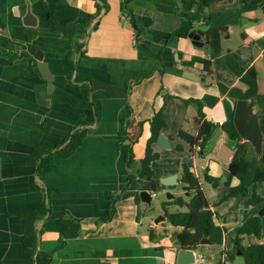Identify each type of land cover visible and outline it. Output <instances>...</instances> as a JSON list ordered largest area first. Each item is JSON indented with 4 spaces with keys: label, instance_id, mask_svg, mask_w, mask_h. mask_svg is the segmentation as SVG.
I'll use <instances>...</instances> for the list:
<instances>
[{
    "label": "crops",
    "instance_id": "1",
    "mask_svg": "<svg viewBox=\"0 0 264 264\" xmlns=\"http://www.w3.org/2000/svg\"><path fill=\"white\" fill-rule=\"evenodd\" d=\"M44 2L56 27L68 31L98 13L96 0ZM101 2L109 9H102L92 21L83 41V57L79 58L78 54L68 57L74 51L71 38L47 23L43 0H0V264H35L23 238L42 225L33 216L18 218L14 214L42 207L44 187L51 191L52 213L43 227L41 249L54 252L50 264L178 263L181 249L174 244L180 230L172 235L157 234L164 221L152 222L148 232L142 229L148 204L141 200V193H150L151 204L157 197H153L155 191L148 178L128 184L120 131L122 120L130 115L127 134L134 142L139 167L151 136L149 120L163 110L167 128L162 134L172 148L155 145L161 158L152 165L157 196L170 188L162 185L161 179L177 175V185L181 184L183 164L195 170L206 194L207 183L202 177L206 170L214 177L226 176L232 157L228 162L224 159L238 144L221 124L233 119L236 102L222 94L216 84L246 87L219 60L213 61L214 74L205 82L200 62L187 65L211 57L202 35L207 30L204 17L210 18L211 28L227 30L220 55L230 53L245 69L254 67L259 92L264 94V0H215L196 23L176 12L175 0H130L129 8L151 52L137 43L135 31L122 15L123 0ZM246 6L254 8L245 10ZM29 11L36 22L27 18ZM193 33L201 36L202 46L193 44L189 37ZM38 57L49 69L52 82L42 77ZM75 76L92 81L101 113L96 123L88 91L76 87ZM187 99L200 100L206 118L217 124L201 158L207 162L205 168L178 137L184 121L187 119L190 128L196 115L193 106H186ZM85 124L90 129L81 146L67 159L57 157V170L43 183L37 177L34 147L62 144ZM231 185H238V181L233 179ZM208 189L216 223L227 228L228 237L223 245H208L197 253L206 257V264H219L223 251L233 253L232 240L246 215H259L262 206H249L252 191L247 197L221 201L230 187L213 189L210 185ZM258 193L264 198V182L258 184ZM116 197L113 219L100 223L109 217L111 199ZM65 214L64 228L60 219ZM240 239L242 245L264 241L254 235Z\"/></svg>",
    "mask_w": 264,
    "mask_h": 264
},
{
    "label": "trees",
    "instance_id": "2",
    "mask_svg": "<svg viewBox=\"0 0 264 264\" xmlns=\"http://www.w3.org/2000/svg\"><path fill=\"white\" fill-rule=\"evenodd\" d=\"M215 0H175L174 6L178 14L187 13V18L193 23L198 22V16L205 14L212 3ZM98 13L93 16H89L79 22L72 30L68 31L62 28L56 27V22L52 18L46 3L43 0L44 17L47 23L54 29L69 35L72 41L73 52L68 57H73L75 54L83 57L84 40L88 35L89 27L96 17L99 15L102 9L108 10L109 6L106 3H102L101 0H96ZM130 0H123L121 5V11L123 17L129 21L131 27L135 31V38L137 43L143 46L146 50L151 52L150 43L142 38V30L138 26L135 13L129 8ZM252 6H246L245 10L253 9ZM209 17H204L202 23L207 30L202 34L206 45L209 46L211 51V57L209 59L193 60L188 62L187 65H193L195 62L202 64V70L204 75L202 81L205 82L206 78L212 77L214 74L213 61L219 60L224 63L234 74H236L240 82L246 89L241 87H232L217 83L216 86L222 94L228 95L238 100H254L257 104L258 110L261 114L260 127L263 134V151L259 156L255 148L250 142L244 141L239 135L233 119L221 124L222 129L229 135L230 139L238 144L234 156L227 166V170L230 171L228 177L222 176L214 177L209 175V170H206L203 178L204 182L212 186L213 189H217L219 186L230 187L229 193L221 198V201H225L232 198H240L249 196V206L255 207L257 205L262 206V209L257 216L246 215V220L241 228L236 230V237L233 242V253L227 255L229 260L232 261L238 253L241 254L244 259V264H264V241L251 245H242L240 236L254 235L257 239H264V198L258 193V184L264 182V94L259 92L258 74L254 67L245 69L230 53H226L223 56L221 53V41L226 29H215L209 26ZM196 32V31H195ZM194 32V33H195ZM160 58L159 55L155 56ZM78 60L76 61L77 66ZM160 72H163L159 69ZM73 83L79 89H86L90 97V104L94 111V122H98L101 118V113L96 107L97 97L92 93V81L75 76ZM186 106H193L195 108L196 115L192 120L191 127H187V119L184 121L183 126L179 130L178 137L187 143L191 151L194 153V148L197 145L202 147L199 158L203 157V152L208 144L213 129L217 127V124L206 118L203 103L198 99L184 100ZM129 117L122 120V128L120 136L122 137L121 150L125 155L126 166L129 171L130 184L134 179L148 178L152 182V191L157 192L154 183V171L152 165L154 162L159 161L160 154L155 151V145L158 138L167 128V121L165 119L163 110L156 112L149 125L151 129V136L147 143L145 157L139 162L137 167L134 153V142H132L127 134V128L129 125ZM142 126V124H141ZM89 124L81 125L77 127L72 136L62 144L55 145L53 147L43 148L41 146H35L32 151V157L37 162V177L44 183L48 174L57 170V157L61 159H67L71 157L76 150L81 146L85 137L89 132ZM181 151V146L176 147ZM183 173L181 178V184L183 185V191L187 199L183 197H177L173 201L180 207H187V211L171 213L164 206L163 217L174 227L178 228L180 232L177 234V240L182 241L180 249H187L198 251L200 248H206L207 245H201L204 238L209 239V245H223L227 241L228 230L227 228L220 226L216 223L217 214L212 211L211 204L209 203L208 196L204 192L201 180L196 176L195 170L183 164ZM233 178H237L238 185L232 186L231 181ZM45 189V201L42 207L34 210H28L14 214L18 218H24L27 216H33L42 227L35 232L27 234L23 238V244L26 252L35 259V264H50L54 252H45L41 249V239L43 236V227L46 219L52 213L51 207V191ZM119 196V194H118ZM117 197L111 199V206L109 209V217L102 219L100 223L110 222L116 213ZM60 222L62 225L67 224L66 214L61 217ZM62 245V243H61ZM223 252L221 253V255ZM221 264V260L219 262Z\"/></svg>",
    "mask_w": 264,
    "mask_h": 264
},
{
    "label": "water",
    "instance_id": "3",
    "mask_svg": "<svg viewBox=\"0 0 264 264\" xmlns=\"http://www.w3.org/2000/svg\"><path fill=\"white\" fill-rule=\"evenodd\" d=\"M183 15L187 16V13H184ZM31 11L28 12V19L35 21V17H31ZM26 24V22L24 21ZM33 25V24H31ZM35 25V24H34ZM189 37L193 40V44L196 46H202L203 42L201 41V36L190 34ZM38 60V68L42 75V77L48 81L52 82V76L47 68L46 64L42 61L41 57L37 58ZM257 104L254 100H238L236 102V109L235 114L233 117L234 125L241 136V138L246 141L250 142L252 146L255 148L256 153L260 156L263 151V134L260 127V118L261 114L259 110L257 109ZM157 146L162 149H171L172 145L170 140L164 135L161 134L157 141ZM234 156L233 150L230 149L229 155L226 159H224L225 162H228L231 157ZM197 164L205 168L207 162L204 159L199 158L197 160ZM183 172V167L181 168ZM227 173H225L226 177L230 175V171L226 170ZM177 175L168 176L166 178L161 179V184L166 187H174L178 184ZM166 196L168 200H174L175 196L171 192H166ZM141 200L144 203H147L151 206V196L150 193L147 191H144L141 193ZM161 221H167L165 217L161 216L159 217L155 223H160ZM209 239L204 238L201 242V245H209ZM176 247L182 246V241L177 240L174 244ZM238 256H241V254L238 253ZM197 262V251L193 250H187V249H181L178 257V263L177 264H196Z\"/></svg>",
    "mask_w": 264,
    "mask_h": 264
},
{
    "label": "rangeland",
    "instance_id": "4",
    "mask_svg": "<svg viewBox=\"0 0 264 264\" xmlns=\"http://www.w3.org/2000/svg\"><path fill=\"white\" fill-rule=\"evenodd\" d=\"M202 177H203V174H202ZM233 179L238 181L237 178H233ZM205 186L207 188V194H209L210 192L208 188L210 187V185L207 183L205 184ZM168 191L173 192L175 198L183 197L187 199L183 191L182 184L176 185L174 187H170ZM170 201L171 200H168L166 193H164L162 190V191H159V196H157V198H154L152 200L151 206H148L145 204V208H147V212L143 219V225H142L143 231L148 232V228L150 224L156 221L159 217L163 216L164 206L171 213L187 211V207H180L176 205L174 202H170ZM163 223H164L163 225L159 224V227L157 229V234L159 235L171 234L172 235V234H177L179 232V229L171 225L169 222L165 221ZM211 253L213 254L214 252H211ZM215 256L216 258H218L219 254L216 252ZM212 264H215V262ZM230 264H244V259L242 258V256H235V258L232 261H230Z\"/></svg>",
    "mask_w": 264,
    "mask_h": 264
},
{
    "label": "built area",
    "instance_id": "5",
    "mask_svg": "<svg viewBox=\"0 0 264 264\" xmlns=\"http://www.w3.org/2000/svg\"><path fill=\"white\" fill-rule=\"evenodd\" d=\"M201 151H202V147L200 145H197L194 148L193 156H194L196 161L199 159V155H200ZM157 195H158L157 192L153 193V197H157ZM226 252L227 251H223V254L221 255V264H230V260H229V257H228ZM206 263H207L206 257L203 254H201V253H197V262H196V264H206Z\"/></svg>",
    "mask_w": 264,
    "mask_h": 264
}]
</instances>
